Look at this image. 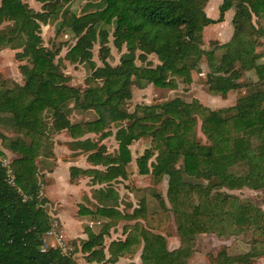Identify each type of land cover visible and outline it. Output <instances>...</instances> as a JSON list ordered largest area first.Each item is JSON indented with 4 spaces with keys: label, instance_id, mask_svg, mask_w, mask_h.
Here are the masks:
<instances>
[{
    "label": "trees",
    "instance_id": "16d2710c",
    "mask_svg": "<svg viewBox=\"0 0 264 264\" xmlns=\"http://www.w3.org/2000/svg\"><path fill=\"white\" fill-rule=\"evenodd\" d=\"M36 1L41 4L40 12L21 0H0V25L6 23L0 28V49L16 48L12 44L20 40L31 67L21 86L0 77V115L9 117L16 134L12 139L0 135L7 150L16 155L11 161L14 187L5 184L0 166V264H76L55 249L39 252L50 219L37 200L35 159L50 129L53 134L65 131L72 139L99 133L101 140L110 135V125H116V155L101 157L98 147L87 156V162L105 167L102 173L84 172L93 175V183L108 184L124 177L130 161L128 146L140 139H147L148 145L135 159L137 174L149 175L155 184L163 176L167 181L166 205L154 195L157 209L145 215L141 198L138 209L128 218L142 223L128 226L123 242L108 245V260L140 249V264H185L195 248L196 236L235 237L247 225L252 227L253 253L235 257L217 254L211 264H250L251 258L264 256V212L242 205L233 195H208L194 183L200 180L211 188L226 190L264 187V45L253 43L255 37L264 34V0H221L215 20L203 12L206 0H100L93 6L95 10L78 16L68 9L74 0ZM240 7H246L249 15L237 16ZM231 8L236 13L230 22L229 40L203 50L202 29L222 22ZM62 9L66 11L58 28L65 27L73 39L63 60L70 65L88 62L91 71L83 90L67 85L60 61H53L57 51L52 46L43 47L39 36V24L53 21ZM111 25L110 33L105 28ZM109 36L117 51L125 49L114 67L106 63ZM95 42L100 46L101 67L90 61ZM149 55L155 56V66L135 64H146ZM202 59L207 67L204 84L209 95L226 97L242 91L233 106L212 111L197 101L185 103L175 98L159 105H136L131 113L123 109L132 84L175 90L178 81L191 83V73L198 71ZM248 73L254 81L242 84ZM67 104L92 110L93 120L70 123L64 109ZM45 111L50 114L49 127L43 121ZM196 125L206 146L196 140ZM251 137L257 141L255 147L248 144ZM243 164L249 173L237 177L231 169ZM74 170H70L71 181ZM109 211L97 213L104 216ZM171 225L179 244L168 252L163 237L150 231L169 236ZM80 252L86 254L87 262L103 261L101 234L86 232Z\"/></svg>",
    "mask_w": 264,
    "mask_h": 264
},
{
    "label": "crops",
    "instance_id": "0c3cea01",
    "mask_svg": "<svg viewBox=\"0 0 264 264\" xmlns=\"http://www.w3.org/2000/svg\"><path fill=\"white\" fill-rule=\"evenodd\" d=\"M21 2L34 12L41 11V4L36 0H21ZM220 3L221 0H206L203 5V12L211 20L217 19L218 15L215 14ZM235 13V8H231L223 15L222 22L204 28V30L209 29L213 32V40L217 44L220 45L229 40L232 32L230 22ZM248 15L246 7H240L237 10L239 17ZM251 18L254 23V18L252 16ZM5 24L2 23L0 28ZM50 26L53 29V24L48 20L45 24H39V30ZM223 29L225 31H222ZM39 36L42 40V46L50 49L51 47L47 46L40 33ZM19 41H14L12 44V47L18 46L16 48L0 49V76L9 84L15 83L21 86L23 84L22 77L30 72L31 67L26 59L25 48L20 47ZM253 43L255 46L264 45V34L255 37ZM199 69L197 75L201 76L204 71L202 67ZM62 73L68 77L67 85L73 86V78L70 76V72L66 69ZM246 76L251 82L254 81L251 73L246 74ZM239 94L242 95V92ZM230 97L231 95L219 97L204 94L205 102H212L210 107L207 106L210 110H212L211 108L217 99L223 101ZM198 99L202 103L200 98ZM228 105L232 106L233 104L230 102ZM64 109L68 121L72 124L91 121L94 118L92 110H79L72 107L71 104H67ZM43 121L49 127L51 119L47 111L43 114ZM115 131L116 125H110V135L100 140L98 138L99 133H88L78 139H72L65 131L53 134V130L50 129L47 131V140L35 159L39 198L42 200L41 207L50 220H53L56 234H59L72 250L70 255L76 264H140V249L134 254L123 255L114 261H110L108 260L107 247L110 243L123 242L128 232V226L136 222L142 223L139 219L128 218L134 210H137L141 198L144 199V212L142 213L148 215L153 212L150 210L152 202L155 206L153 189L164 186L166 191L167 178L165 176L155 184L149 175L140 176L137 174L135 159L145 148L142 139L131 143L128 147L130 161L125 167L124 177L114 178L108 184H97L93 183L91 173H84L85 171L102 173L105 170V167L101 165H93L87 162V156L100 147L101 157H114L117 150V144L113 138ZM0 135L6 139H12L16 136L7 115H0ZM5 141L0 140V155L12 161L16 155L7 150ZM71 168L75 169V177L72 181L69 178ZM78 172L80 173L78 174ZM161 198L166 205L165 197ZM102 209L110 211L103 216L97 213V210ZM86 232L93 235L101 234L103 261L99 263L87 262L84 258L86 254L80 252L81 244L86 241ZM150 232L163 237L166 251L170 252L178 247V238L175 231L172 233V229L169 236L157 231L151 230ZM203 236L205 235L195 237V248L188 255L185 264H211V257L209 259L202 250L204 245L199 244L197 240ZM211 237L213 240H217L214 239V236ZM204 248L208 247L204 246Z\"/></svg>",
    "mask_w": 264,
    "mask_h": 264
},
{
    "label": "rangeland",
    "instance_id": "374dc122",
    "mask_svg": "<svg viewBox=\"0 0 264 264\" xmlns=\"http://www.w3.org/2000/svg\"><path fill=\"white\" fill-rule=\"evenodd\" d=\"M99 1L100 0H74L70 4L68 9L72 13H74L75 15L78 16L83 12H92L93 10H95V8L93 6H95ZM84 5H87V6L84 8ZM64 11H66V9H64V10L62 9L57 14V16L55 15V17L53 18V21H51V24H53V29L51 28V26L48 28L44 27L42 30H40V35L48 47L52 46L53 51H55V50L57 51V55L53 59L54 63H56V61H60V65L62 67L61 70L65 71L67 69V71L70 72V76L73 78L72 85L75 86L76 88L80 89V90H83L86 87V79L91 73V71L87 67L88 62L84 61V63L70 65L65 60H63V56H64L65 52L73 44V39H72V36L70 35V32H68V30L65 29V27H63L62 29L58 28V23H60V20L63 17L62 15H63ZM215 15H218L217 10H216ZM233 16H234V14H233ZM206 27L207 26H205L204 28H206ZM57 28H58V30H57ZM112 28H113V26L111 25L105 29L111 33ZM204 28L202 29V32H201V48L203 50L208 51L214 46V44L216 42L213 40V32L209 29L204 30ZM56 30H57V34H55ZM97 30H99V29H97ZM222 31H225V29H223ZM107 46L109 47V53L106 57V63L108 65H110L111 67H114L118 64V60H119L120 55L125 54V49H124V47H122L120 52L117 51L112 46L110 36L108 39ZM99 49H100V46H99L98 42H95L92 46L91 54H90L91 55L90 61H93V63L97 67L102 66L101 60L99 58V56H101L99 53ZM137 53L138 52H135V54H137ZM214 55H215V58L218 59V57H219L218 52H215ZM146 59H147L146 64H140L138 61H135V64L137 66L138 65H141V66L147 65V67H150V66L153 67L157 64V61H156V58L154 55H149V56H147ZM199 67H202V70L204 71V74L201 76L197 75L198 71L200 70ZM198 71L191 73V83L189 85H184V84L180 83V81H178L175 90L157 89V88L153 87L151 84H146V83H143L142 87H138L137 85L132 84L129 87L130 99L125 101V103L123 104V105H125V106H123V109L127 113H131L136 105H159V104H162L166 101H169V100L175 99V98H177V99H179L185 103H190L191 101H197L198 103H200L199 99H198V98H200V101L202 102V103H200V105H202L206 108L210 107L209 105H211L210 103H212V102L209 101L207 103V102H205V98H204V94L205 95L208 94L207 93V87L204 84L205 74L207 73V67H206L204 59H202L200 61L199 65H198ZM250 82L251 81L248 79V76H247L245 78V80L242 81L241 83L242 84L243 83L249 84ZM241 92L242 91L233 92L232 94H230L231 95L230 98H226L223 101H221L220 99H217L211 108L212 111L221 110V109L231 107L229 105L227 106V104L232 102V104L234 105L236 103L237 98L241 97V95L239 94ZM201 94H202V96H201ZM195 136H196L197 142L200 145H204V146L207 145V142L204 140V138L202 137V135L200 134V132L198 130V125H196ZM147 141H148L147 139L144 140V145H143L144 147H146L148 145ZM116 144H117V142H116ZM248 144L251 147H255L257 145V141L255 140L254 137H251L249 139ZM4 158L6 160H8L9 162H11V160H9L8 158H6V157H4ZM152 161H153V158H151L149 162L151 163ZM179 165H180V163L178 162V164L175 165L176 168ZM231 171L235 172L234 175H236L237 177H241V176H245L247 173H249V168H247L243 164V165L235 166L233 169H231ZM194 183L200 184L204 188V190L208 193V195H213L215 193H221V194L225 193V194L233 195L236 197L238 202L241 203L242 205H251V206L255 207L256 209L264 212V187L259 189V190H254V191H252L248 188H240V189H236V190H226V189L217 188V187L211 188L213 186H211L210 184H206L205 182L200 181V180H197ZM164 192H165L164 186H162V187L160 186L159 188H154L153 189V197H154V195H158L159 197H165ZM38 194H39V191H38ZM39 197H40V195H39ZM39 197H37V200L41 204L42 200ZM148 198H150V197H148ZM154 201H155V206L153 205V202H152V204H151L152 207H150L151 208L150 210H156L157 209V206H156L157 199L154 198ZM50 226H51L50 234L42 236V238L45 240L44 244L43 243L41 244V241L39 242L40 246L45 248V250H48L49 247L53 248V245H52L53 244V220H50ZM171 229H172V233H174L173 225H171ZM251 231H252V227L250 225H247L246 227H244L240 231L239 235H236L235 237H223V236L215 237L214 239H217L215 241V240H213V237H211L212 235H205V236H203V238H200V239L197 238V240H198L199 244L201 243L205 247H208V248H204V246H203L202 250H204L203 252H205L206 255H208L209 259H210V257H211V259H213L214 257H216L217 254H219V255L224 254L228 257H235V256H244L245 254L250 252V255H251L253 253V250L251 249V247H252L251 241L253 240L252 235H251ZM54 233H56V231ZM56 236H57V234H56ZM54 247L56 248L57 246L55 245ZM205 249H207V250H205ZM67 256L72 258L69 253ZM80 257H82V256L80 255ZM250 264H264V256L256 257L253 259L251 258Z\"/></svg>",
    "mask_w": 264,
    "mask_h": 264
},
{
    "label": "built area",
    "instance_id": "2783aa9c",
    "mask_svg": "<svg viewBox=\"0 0 264 264\" xmlns=\"http://www.w3.org/2000/svg\"><path fill=\"white\" fill-rule=\"evenodd\" d=\"M0 166L2 167V169L4 170V181L5 184L10 186V187H14V174H13V170L11 168V162H9L8 160H6L3 156L0 155ZM54 223H53V233L54 231ZM50 230H51V226L49 227L48 232H46L44 235H49L50 234ZM43 235V236H44ZM53 238H54V242H53V248L49 247V249H55L57 251H59L60 255L68 257V253L71 254V249L66 245V242L64 241V239H62V237L56 233L53 234ZM44 239H41V244H44ZM57 246L56 248L54 246ZM47 250H45V248H43L42 246H40L39 248V252L40 253H44Z\"/></svg>",
    "mask_w": 264,
    "mask_h": 264
}]
</instances>
